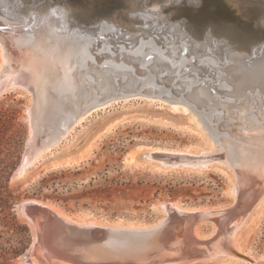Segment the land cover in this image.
<instances>
[{"label":"rangeland","instance_id":"obj_1","mask_svg":"<svg viewBox=\"0 0 264 264\" xmlns=\"http://www.w3.org/2000/svg\"><path fill=\"white\" fill-rule=\"evenodd\" d=\"M20 2L22 0H13L14 11L0 7V33L3 32L0 35V82L19 79L20 75L15 74L24 73L28 75L29 85L31 81L34 83L30 85L31 91L14 86L0 95V139L14 136L21 139L22 144L5 196L10 200L9 212L17 223L9 230L2 225L0 213V264H22L25 253L31 263L45 258L34 245L33 229L21 210L24 202L35 200L52 205L79 222L87 219L91 223L142 228L167 217L161 208L163 204L186 209L231 206L239 191L235 186L238 184L241 188L245 184L243 173L239 179L236 171L243 170L242 166L246 168V164L255 173L258 168L264 171V133L261 131L264 132V121L253 130L258 139L247 138L249 134L243 132L246 135L243 138L248 141L235 148L239 161L234 168L220 162L205 168L172 167L157 158L150 159L153 153L195 156L205 150H215V142L190 106L150 94L117 98L87 110L63 136L81 112L83 96L90 91L88 81L73 61L61 59L53 43L38 34L36 29L46 16L37 21L35 14V23L24 22L25 11L19 6ZM27 18L31 19L29 15ZM4 34L9 36L6 38ZM243 87L237 91L238 107L254 106L256 113L264 118V90L250 98ZM260 88L264 89V84ZM33 105L35 114L30 120L28 111ZM192 118H197L192 121L193 125L188 122ZM32 125L37 127L42 145L54 143L23 176L17 177L15 173L26 155ZM221 146L225 148V144ZM263 196L241 228H233L234 234L238 230L234 243L244 258L227 259L220 264H264ZM24 226L29 229L31 239L23 251L14 254L15 246L9 243L15 244L14 236ZM198 232L212 235L216 226L203 223Z\"/></svg>","mask_w":264,"mask_h":264},{"label":"water","instance_id":"obj_2","mask_svg":"<svg viewBox=\"0 0 264 264\" xmlns=\"http://www.w3.org/2000/svg\"><path fill=\"white\" fill-rule=\"evenodd\" d=\"M32 2L22 0L19 6L32 5ZM46 2L64 3L68 13H71L72 17L76 15L82 24L80 27L83 32L89 36L84 35L79 38L81 41L70 46L72 58L68 61H73L90 88L83 96V107L75 116L74 122L91 106L106 100L124 98L138 92L142 95L161 93L168 98H188L200 109L214 113L217 120L214 124L220 130V139L215 150H205L199 155L153 153L154 156L150 154V159L157 158L172 167H198L196 165L200 164L210 166L220 162L234 168L235 163L239 161L235 148L248 141L243 138L246 137L243 132L247 131V138L258 139L253 130H256L255 126L263 124L264 118L256 113L254 106L239 108L236 95L240 86H244L242 89L250 98L258 96L264 90L260 88L261 84H264V45L260 47L257 59L249 60L239 71L232 70L230 73H233V78L230 79V84L220 87L217 69L202 60L206 56L189 57L190 46H181V35L171 28L175 24L162 23L156 19L150 21L148 26L136 27L134 32L126 24L127 27L123 26L122 23L125 22H121L120 16L125 12L129 15V12H132L123 7L124 4H130L129 1ZM12 6L13 0H2L0 3L2 8L8 9ZM184 8L182 4L170 6L164 10V14L177 11L175 19H181L179 12ZM104 9L110 12V16L108 13L99 14ZM11 20L16 22L15 19ZM24 22L30 24L33 20L24 18ZM186 39V42H189L188 38ZM182 56L189 59L180 67L179 59ZM144 82L147 83L144 85ZM25 85L17 78L1 81L0 95L14 86H23L31 91V87ZM200 86L202 91L197 96H192L195 88ZM193 97L196 100H193ZM34 114L35 105L28 111L30 120L34 119ZM36 130L37 127L32 125L26 155L15 173L17 177L23 176L25 170L35 164L41 150L54 143L46 142L42 145ZM230 141L232 143H229ZM222 144H225V148ZM172 160L179 162L171 163ZM245 166L246 168L242 166L243 170L240 172L236 171V178L243 173L247 182L245 184L249 185L241 188L238 184L235 186V190L239 191L234 195L235 203L231 206L186 209L173 204H163L161 208L167 213V217L149 227L88 223L87 219L85 222H79L52 205L35 200L24 202L21 204V210L33 229L34 245L43 252L45 258L31 263L25 253L22 264H220L227 259H243L244 255L237 250L234 237L257 207L264 191L263 168H258L255 173L248 164ZM203 223H213L216 232L212 235H201L198 229ZM234 227L235 230L239 227L235 234ZM245 259L253 262L249 257Z\"/></svg>","mask_w":264,"mask_h":264},{"label":"bare ground","instance_id":"obj_3","mask_svg":"<svg viewBox=\"0 0 264 264\" xmlns=\"http://www.w3.org/2000/svg\"><path fill=\"white\" fill-rule=\"evenodd\" d=\"M46 1L47 0H33L32 2L31 0L32 5L30 4L27 6H21L22 9L26 12L23 13V17L27 18V16L29 15L35 23V19H33L35 17V14L37 21H39V19H41L43 16H46L43 23L38 25L36 30L41 37L48 39L51 44L53 43V48L60 55H62L61 59L68 61L70 58H72L70 46L74 45V43L78 41H81L79 38L84 37V35L86 34L83 32L84 30L82 29V27H80L82 24H80L76 15L72 17V14L68 13V9L64 3L51 4ZM126 1H129L130 4H124L125 6L123 5V7L130 9L132 12H129L130 15L125 12L124 14H122V16H120L121 22L122 20L125 22L122 23L123 26L127 25L128 27H131L130 29L133 30L132 32H134L136 27L140 28L144 25L148 26L150 25V21H154L156 19L162 23H172L171 25L175 24V26H172L171 28L173 29V31L175 30L181 35V46H190V48L188 49L190 53L189 57L201 58V56H206V58L202 60H206L205 62L211 64L212 67H215L217 69V77L220 79V87H225L230 84V79L233 78V73H230L232 70L239 71L240 67L247 63L249 60L253 61L257 59V53L260 50V47H263L264 45V0H125V2ZM177 4H182V6L185 7L179 12L181 15V19H175L177 11H173V13L171 14H164V10L167 7L175 6ZM101 13H108V16H110V12L105 9L102 10V12L100 11L99 14ZM0 29L2 28L0 27ZM1 33H3L2 30ZM8 36L5 35L6 38ZM86 36L89 37L88 35ZM186 38H188L189 42H186ZM175 53L176 50L173 52V56ZM209 56L211 57L210 59ZM187 59L185 56H182L179 59L181 60L180 67L185 65V63L183 62H185ZM179 60H177L178 63ZM199 62L202 61L199 60ZM237 63H239V65H237ZM14 73L12 74L14 75ZM15 75H20V77H18L20 83H22L23 85H29L30 81L28 80L27 74L21 73ZM32 83L34 82L31 81V84ZM146 83L147 82H144V85ZM201 91V86L199 88H195V93L192 94V96H197V94H199ZM138 94H141V92H138ZM131 95H137V93ZM131 95H126L124 98ZM150 96L160 99L167 98L175 104L185 103L187 106H190L192 110L198 115L199 121L202 122L204 128L206 129V132H208L207 134L212 137V142H215L213 147H216L220 139V130L218 129L217 125L214 124V120H216V118H214V113L207 112L205 109H200L192 100L188 98L186 99L182 96H179L177 98H168L162 96L161 93H150ZM192 99L196 100L194 97ZM113 100L114 98L106 100L102 103L95 104L88 110H91L92 108ZM84 115L85 114L82 113L80 116H78L79 118H77L76 122L72 126H70L66 132H64L63 136H65L67 132ZM192 121H197V118L196 120L195 118H192V120L190 119L188 122L193 125L194 123ZM257 127H259V125ZM261 131L262 133H264L263 130ZM46 149L47 148L41 150L38 157H40ZM247 151L250 152V150ZM197 166L207 167L208 164H200ZM262 172V174H264V171Z\"/></svg>","mask_w":264,"mask_h":264},{"label":"trees","instance_id":"obj_4","mask_svg":"<svg viewBox=\"0 0 264 264\" xmlns=\"http://www.w3.org/2000/svg\"><path fill=\"white\" fill-rule=\"evenodd\" d=\"M21 145V139H17L14 136L9 138H5V136H3L0 139V213L2 215V225L7 227L9 230H11L17 222H15V216L9 212L11 208L9 204L10 200L5 196H7L8 180L11 172L16 165V159H19L18 150L21 148ZM14 235L15 234L12 236ZM14 237L16 238L14 242L15 244H9L12 247L15 246V248H13V253L18 254L20 251H23V247L28 244V241L31 239L29 229L24 226L21 230L16 232Z\"/></svg>","mask_w":264,"mask_h":264}]
</instances>
